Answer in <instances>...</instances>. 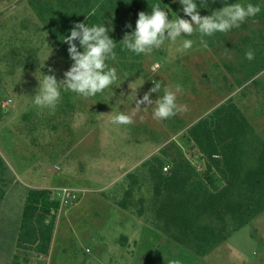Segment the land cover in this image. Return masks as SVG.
Returning a JSON list of instances; mask_svg holds the SVG:
<instances>
[{"label":"rangeland","instance_id":"1","mask_svg":"<svg viewBox=\"0 0 264 264\" xmlns=\"http://www.w3.org/2000/svg\"><path fill=\"white\" fill-rule=\"evenodd\" d=\"M34 1L0 0V162L6 169H0V264H264V211L199 255L154 229L138 204L153 172L165 175L181 160L205 172L206 159L189 132L196 124L232 115L233 127L243 133V166L264 156V3L239 27L206 37L207 47L193 33L188 50L179 47L178 38L149 54L116 52L108 61L118 73L111 90L91 98L63 91L58 105L48 109L31 102L40 71L51 67L62 79L72 62L62 37L54 40L32 9ZM205 2L201 15L224 4ZM165 4L172 12L180 7L174 0L161 7ZM111 18L109 35L118 42L119 15ZM247 50L252 60L245 59ZM154 60L161 63L155 73ZM156 81L161 89L150 98L167 87L177 106L187 110L156 120L155 104L136 108L135 99ZM118 111L131 115L132 122L112 123ZM212 177L218 188L228 184L217 173ZM29 189L47 190L60 202L46 256L16 254Z\"/></svg>","mask_w":264,"mask_h":264},{"label":"trees","instance_id":"2","mask_svg":"<svg viewBox=\"0 0 264 264\" xmlns=\"http://www.w3.org/2000/svg\"><path fill=\"white\" fill-rule=\"evenodd\" d=\"M167 1L170 0H160L161 5ZM154 2L156 0H35L32 9L46 23L52 38L59 40L93 8L96 13L87 17L86 22L105 21L107 26L109 18L112 20L116 14L119 15L118 33L131 31L137 13L150 12ZM128 13L132 16L125 18ZM110 36L117 41L116 35ZM115 51L123 57L135 55L121 50L119 43ZM229 117L230 120L196 124L189 131L197 150L206 159L203 174L197 173L190 162L181 160L165 175L153 172L148 194L138 198L154 229L199 255L264 211V156L259 155L253 165L243 166L240 155L243 133L233 127V116ZM0 169L6 170L1 162ZM213 172L227 179L224 188L214 186ZM59 203L47 190L27 191L16 239L17 255L25 250L47 255Z\"/></svg>","mask_w":264,"mask_h":264},{"label":"clouds","instance_id":"3","mask_svg":"<svg viewBox=\"0 0 264 264\" xmlns=\"http://www.w3.org/2000/svg\"><path fill=\"white\" fill-rule=\"evenodd\" d=\"M174 2L180 6L176 12H172L166 4V7H161L160 0L152 4L150 12H138L134 27L131 31L124 32L118 42L109 35L112 31L110 18L107 27L105 21L86 22L87 17L96 13L95 8L90 9L83 21L75 22L68 29L67 34L61 36V41L67 45V54L72 62L63 72L62 79H57L51 67L48 68L47 73L40 71V78L34 94L31 95V102L39 107L54 109L60 102L63 91L75 93L82 98H91L105 89L111 90L110 86L117 81L118 73L108 61L115 59L117 43L120 44L121 50L140 55L152 53L153 50L162 47L166 41L175 42L179 38L181 41L179 47L188 50L194 43L191 37L196 33L199 35V42L207 47L206 37L225 33L239 27L247 18L255 17L261 11L260 4L264 3V0H259L258 3H252L250 0L240 3L239 0H235L230 4L224 0L222 7L211 10L207 15H201L199 11L207 8L205 0H174ZM180 12L183 16L179 15ZM253 55L251 50L244 53L247 60H252ZM42 62L41 68L44 67ZM160 67L159 60H154L150 65L153 73ZM160 89L159 81L152 82V86L135 99V107L138 108L141 104L145 106L155 104L152 116L156 120H165L174 116L177 111L187 110L186 105L177 106L175 92L167 87L160 96L155 99L150 98V93H156ZM131 122V115L123 111H118L112 117L114 124L127 125Z\"/></svg>","mask_w":264,"mask_h":264}]
</instances>
